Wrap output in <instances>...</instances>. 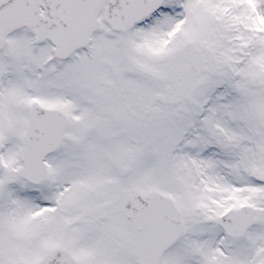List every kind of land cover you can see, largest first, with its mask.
I'll return each instance as SVG.
<instances>
[{"label":"snow or ice","instance_id":"obj_1","mask_svg":"<svg viewBox=\"0 0 264 264\" xmlns=\"http://www.w3.org/2000/svg\"><path fill=\"white\" fill-rule=\"evenodd\" d=\"M0 264H264V0H0Z\"/></svg>","mask_w":264,"mask_h":264}]
</instances>
